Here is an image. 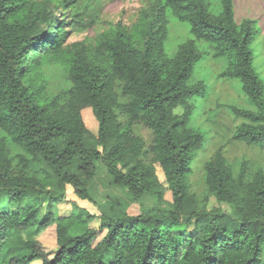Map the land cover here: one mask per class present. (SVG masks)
<instances>
[{"label":"trees","instance_id":"trees-1","mask_svg":"<svg viewBox=\"0 0 264 264\" xmlns=\"http://www.w3.org/2000/svg\"><path fill=\"white\" fill-rule=\"evenodd\" d=\"M84 1L56 0L53 8L62 12L55 15L51 0H0V264H264V172L248 176L246 161L234 172L218 149L203 163L201 199L188 178L206 141L190 126L206 87L188 81L206 56L226 59L217 77L239 80L250 106L229 107L241 120L231 139L264 148V80L253 67L251 50L255 22L236 24L233 0H220L217 15L206 0H153L134 29L118 23L113 34L93 39L92 49L70 57V87L45 97L46 80L37 75L61 55L66 25L75 32L93 24L87 6L79 9ZM167 11L188 23L193 38L172 58L163 50ZM61 15L70 17L63 22ZM197 42L207 50L199 51ZM84 107L98 123L96 136L84 124ZM136 125L151 132L147 149L133 134ZM98 164L129 204L143 207L150 199L151 206L129 216L120 199L95 202L88 184ZM39 171L52 180H42ZM63 186L100 210L99 229L106 233L96 244V230L88 226L94 216L85 209L71 203V214L59 217ZM209 195L231 213L209 210ZM52 225V258L37 250L35 241L23 244L24 254L6 248L10 234ZM188 227L189 233L178 230Z\"/></svg>","mask_w":264,"mask_h":264},{"label":"rangeland","instance_id":"rangeland-1","mask_svg":"<svg viewBox=\"0 0 264 264\" xmlns=\"http://www.w3.org/2000/svg\"><path fill=\"white\" fill-rule=\"evenodd\" d=\"M153 0H88L84 1L82 6H87L85 14L90 16L93 24L90 28L83 31L72 32L70 25H66V34L61 44L59 56L49 59L44 64L38 76L46 80L45 97L53 96L67 90L70 87L68 80V60L76 54L82 53V50L92 49V40H103V36L113 34L117 31L116 25L120 23L126 28L134 29L143 13L144 8ZM209 2V10L212 14L217 15L221 11L220 0H206ZM51 10L55 15L62 11H57L53 7L57 5L56 0H51ZM81 11V10H80ZM233 14L236 24L248 19L255 22L257 35L251 44L253 54V67L264 80V0H233ZM70 15H61L58 18L66 22ZM167 39L163 44L164 54L172 58L179 46L185 41L193 39L189 33L187 22H180L167 11ZM199 51H206L207 45L203 42H197ZM86 48V49H85ZM70 54V56H65ZM88 54V53H85ZM66 58V59H65ZM226 59H214L206 56L195 65L188 84H194L198 81L203 82L206 91L203 97L196 99L195 112L191 117L190 126L206 137L204 149L201 150L190 166L189 183L191 192L199 199L205 193L203 182V163L213 155L216 150L220 149L227 163L237 172L242 161H246L248 167V176H252L257 170L264 172V148L249 147L243 143L233 141L232 134L235 127L241 123V120L235 119L229 110L230 106L240 108H249L245 96L241 91V83L236 79H220L217 75L225 68ZM38 80V79H37ZM43 80V79H42ZM180 109L176 110L179 113ZM81 116L88 132L96 136L98 132V123L94 118L92 111L88 107L81 110ZM133 134L142 138L146 149L152 141L151 132L140 126L133 127ZM12 155L15 152H11ZM40 172V171H39ZM157 178L164 182L161 169L155 165ZM42 180H52L49 176L40 172ZM65 195V201L57 205L59 217H68L72 209L71 203H76L78 208L85 209L94 219L89 222L88 226L96 230L97 237L93 241L96 244L106 233L105 230L99 229L98 216L100 210L97 206L79 200L69 186L62 187ZM89 194L95 202L103 204L108 198L120 199L121 205L129 216H138L143 210L151 206V200H146L143 207L138 203H130L126 198V193L121 187H115L111 184V179L106 173V169L97 165V173L92 181L88 184ZM165 199L170 201V192H165ZM207 208H219L224 212L231 213V208L226 204L220 203L215 196L209 195ZM186 232H191L192 227L186 229L179 228ZM26 241L38 242L36 249L45 254L47 258H52L56 252L55 226L52 225L44 231L32 229L21 236L10 234L7 242V249L17 254H24L23 244ZM264 259V256H263ZM264 262V260H263ZM31 264H41V261H34Z\"/></svg>","mask_w":264,"mask_h":264}]
</instances>
